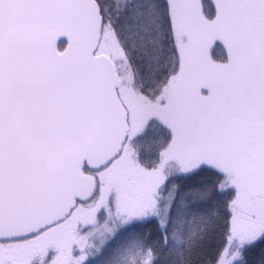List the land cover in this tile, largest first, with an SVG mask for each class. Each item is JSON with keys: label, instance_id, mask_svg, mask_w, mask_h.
I'll use <instances>...</instances> for the list:
<instances>
[{"label": "water", "instance_id": "obj_1", "mask_svg": "<svg viewBox=\"0 0 264 264\" xmlns=\"http://www.w3.org/2000/svg\"><path fill=\"white\" fill-rule=\"evenodd\" d=\"M95 0H0V241L65 220L128 139ZM61 43H66L60 50Z\"/></svg>", "mask_w": 264, "mask_h": 264}, {"label": "rangeland", "instance_id": "obj_2", "mask_svg": "<svg viewBox=\"0 0 264 264\" xmlns=\"http://www.w3.org/2000/svg\"><path fill=\"white\" fill-rule=\"evenodd\" d=\"M168 1L181 67L156 99H148L138 93L134 74L113 32L109 28L103 32L99 51L113 60L120 75L119 96L129 112L131 130L122 155L95 175L96 186L94 184L90 196L82 200V206L75 210L74 218L81 224L74 232V247L77 250L82 247L75 264L95 256L121 226L152 215L155 195L162 181L168 176L191 171L199 162L224 170L225 186L237 190L233 206V235L219 264H233L240 256L242 244L263 230L260 217L256 215L258 211H264L263 127L260 122L254 128L246 124L237 145L222 154L234 124L232 113L225 110L234 105V99L220 102L214 93L217 90L216 77L211 73L218 69L208 54L214 35L209 32L211 26L203 17V0ZM225 8L222 4L217 7L218 19L224 17ZM229 8L232 15L234 7ZM223 91L229 93L235 88L228 86ZM220 118L224 120L220 121ZM153 121L168 128L172 139L163 152L153 184L143 188L136 201L135 191L141 175L135 170L138 165L129 143ZM249 132H257V138L252 134L250 146ZM243 143L250 152L244 150ZM137 203L139 208H136ZM250 215L255 219H249ZM59 237L62 239L61 235ZM143 264H150V261Z\"/></svg>", "mask_w": 264, "mask_h": 264}, {"label": "trees", "instance_id": "obj_3", "mask_svg": "<svg viewBox=\"0 0 264 264\" xmlns=\"http://www.w3.org/2000/svg\"><path fill=\"white\" fill-rule=\"evenodd\" d=\"M95 1L104 20L103 32L106 28L113 32L134 74L136 90L148 99H156L181 67L169 1ZM202 2L206 17L214 22L217 7H208L211 0ZM65 45L61 43L59 48L62 50ZM217 49V44H213L211 61H226V57H216ZM230 86L235 91L226 94L229 98L235 100L237 93L242 97L225 110L234 117L232 127L240 125L239 118L250 117V126L256 127L263 110L261 91L237 90L235 81ZM260 123L264 130V122ZM252 134L253 138L257 136V132ZM171 139L168 128L155 121L149 123L129 143L138 167L156 171ZM225 182L224 170L204 162L189 172L168 176L155 195L152 215L121 226L83 264H143L148 260L150 264H219L233 235V206L237 198V190L226 187ZM256 215L263 230L242 244L240 256L233 264H264V211ZM250 216L249 219L254 218Z\"/></svg>", "mask_w": 264, "mask_h": 264}, {"label": "flooded vegetation", "instance_id": "obj_4", "mask_svg": "<svg viewBox=\"0 0 264 264\" xmlns=\"http://www.w3.org/2000/svg\"><path fill=\"white\" fill-rule=\"evenodd\" d=\"M211 1L213 3L209 7H218L219 4L226 7L222 19H218L217 16L215 23H209L211 26L209 32L213 33L214 36L208 54L211 57V47L213 44H217L219 49L215 52L216 57L227 58L222 63L213 62L218 69L217 72L215 70L214 75L216 77L214 83L217 89L215 90L217 99H221L220 102H223L224 99H229L228 95H226L228 92L224 93L223 89H226L232 81H235L237 90L242 88L247 93H250L252 89H259L262 93V108L264 110V0ZM201 7L203 17L207 19L202 3ZM229 7H234L232 15ZM256 50L258 51L255 52ZM258 58L259 61L257 62ZM234 98L236 105L237 101H239L237 99L242 97L237 93ZM246 98L243 100L244 102L247 100ZM263 110L260 112L262 116L258 122H264ZM239 122H241L240 125L230 129V135L227 139L229 142L222 148L224 152L222 154L227 151L230 152L237 145L242 129L246 124L250 126L251 117L248 119L239 118ZM248 139L250 146L252 144V132H249ZM244 150L250 152V148L246 147L245 144ZM135 170L139 171L141 175L135 191V200L138 201L142 189L153 184V178H155L158 169L156 171H146L137 166ZM100 172L91 173L94 177L95 186L97 184L95 175ZM87 173L90 174V172ZM79 206H82L81 202H77L76 208ZM139 207L140 204L137 203L136 208ZM76 208L62 222L46 228L29 238L0 241V262H3V264H75L79 252L82 251V247L78 250L74 247V232L81 224L74 218ZM59 235H61L62 239ZM86 260L83 259L82 262L77 264H83Z\"/></svg>", "mask_w": 264, "mask_h": 264}]
</instances>
